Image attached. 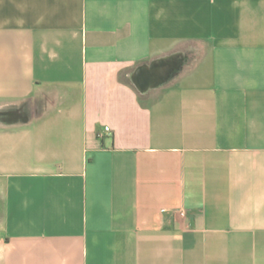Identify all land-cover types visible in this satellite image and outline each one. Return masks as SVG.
I'll list each match as a JSON object with an SVG mask.
<instances>
[{
  "label": "crops",
  "instance_id": "1",
  "mask_svg": "<svg viewBox=\"0 0 264 264\" xmlns=\"http://www.w3.org/2000/svg\"><path fill=\"white\" fill-rule=\"evenodd\" d=\"M0 264H264V0H0Z\"/></svg>",
  "mask_w": 264,
  "mask_h": 264
},
{
  "label": "water",
  "instance_id": "2",
  "mask_svg": "<svg viewBox=\"0 0 264 264\" xmlns=\"http://www.w3.org/2000/svg\"><path fill=\"white\" fill-rule=\"evenodd\" d=\"M173 60L172 57L164 58L155 61L150 67L144 66L140 68L135 75L136 83L139 86H144V88H148L149 86L158 87L168 83L174 78L175 74L182 66L181 61L174 63ZM142 72L144 73V76H146V79L141 74ZM157 74L158 77L154 78L153 76H156ZM148 80L150 81L149 83Z\"/></svg>",
  "mask_w": 264,
  "mask_h": 264
},
{
  "label": "built area",
  "instance_id": "3",
  "mask_svg": "<svg viewBox=\"0 0 264 264\" xmlns=\"http://www.w3.org/2000/svg\"><path fill=\"white\" fill-rule=\"evenodd\" d=\"M105 131H106V132H110V131H111V128H110L109 126H106V127H105ZM181 214L184 215V212L181 211Z\"/></svg>",
  "mask_w": 264,
  "mask_h": 264
}]
</instances>
